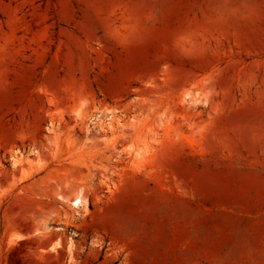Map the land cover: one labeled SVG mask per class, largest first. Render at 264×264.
<instances>
[{
	"label": "rangeland",
	"instance_id": "rangeland-1",
	"mask_svg": "<svg viewBox=\"0 0 264 264\" xmlns=\"http://www.w3.org/2000/svg\"><path fill=\"white\" fill-rule=\"evenodd\" d=\"M0 264H264V0H0Z\"/></svg>",
	"mask_w": 264,
	"mask_h": 264
},
{
	"label": "bare ground",
	"instance_id": "bare-ground-1",
	"mask_svg": "<svg viewBox=\"0 0 264 264\" xmlns=\"http://www.w3.org/2000/svg\"><path fill=\"white\" fill-rule=\"evenodd\" d=\"M80 205H81V202H80V200H75L74 201V205L73 206H75V207H77V208H79L80 207Z\"/></svg>",
	"mask_w": 264,
	"mask_h": 264
}]
</instances>
